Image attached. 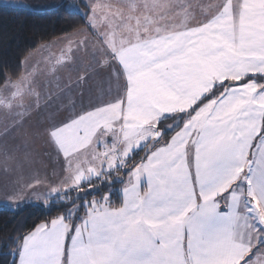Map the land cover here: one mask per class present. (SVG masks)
Masks as SVG:
<instances>
[{
  "label": "snow or ice",
  "instance_id": "1",
  "mask_svg": "<svg viewBox=\"0 0 264 264\" xmlns=\"http://www.w3.org/2000/svg\"><path fill=\"white\" fill-rule=\"evenodd\" d=\"M50 7L82 23L76 84L96 94L6 82L0 136L48 110L38 134L62 164L42 198L58 214L9 236L3 264H264V0Z\"/></svg>",
  "mask_w": 264,
  "mask_h": 264
},
{
  "label": "crops",
  "instance_id": "2",
  "mask_svg": "<svg viewBox=\"0 0 264 264\" xmlns=\"http://www.w3.org/2000/svg\"><path fill=\"white\" fill-rule=\"evenodd\" d=\"M26 2L35 6L32 10H46L53 9L50 5H54L57 0H26ZM96 2L101 5L111 4L115 7L121 3V0H96ZM204 2L207 3L209 0ZM76 31L44 42L30 52L22 60L21 75L14 80L7 79L0 86V97L9 94L5 92L6 82H11L8 84L11 88V85L24 77L29 80L34 79L37 85L43 86L46 93L49 88L55 94L59 88L72 85L76 98L81 92L86 99L89 95L96 94V78L86 83L81 81L79 85L76 84L77 76L82 75L83 70L92 61L91 45L88 52L83 48L79 51L75 50V42L81 39L75 35ZM69 40L72 41L71 53H69ZM66 56L70 58L65 60ZM57 61H64V63L57 64ZM47 115L48 110H43L34 115L23 129L7 137L0 136V206L17 209L28 203L41 202L42 198L50 192L51 187L58 183L62 158H58L54 149L47 144L45 137L38 134ZM5 121L6 114L0 111V128ZM36 180H40L41 183L34 189L26 187L27 184H35ZM38 196L41 197L39 201ZM18 200L22 203L16 207Z\"/></svg>",
  "mask_w": 264,
  "mask_h": 264
},
{
  "label": "trees",
  "instance_id": "3",
  "mask_svg": "<svg viewBox=\"0 0 264 264\" xmlns=\"http://www.w3.org/2000/svg\"><path fill=\"white\" fill-rule=\"evenodd\" d=\"M81 27L77 16L55 8L22 11L0 7V86L7 79L14 80L21 75L22 60L39 45ZM119 205L120 200L114 195L113 206ZM57 214L55 208L49 211L43 202L28 203L17 209L0 206V264L11 259L5 255L11 246L9 236L24 235ZM79 215L82 217L84 212Z\"/></svg>",
  "mask_w": 264,
  "mask_h": 264
},
{
  "label": "rangeland",
  "instance_id": "4",
  "mask_svg": "<svg viewBox=\"0 0 264 264\" xmlns=\"http://www.w3.org/2000/svg\"><path fill=\"white\" fill-rule=\"evenodd\" d=\"M42 202V201H41Z\"/></svg>",
  "mask_w": 264,
  "mask_h": 264
}]
</instances>
